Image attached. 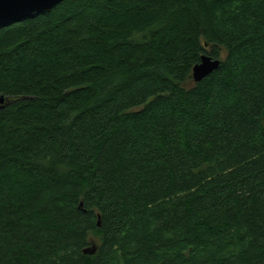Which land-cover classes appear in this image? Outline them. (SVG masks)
Here are the masks:
<instances>
[{
  "label": "trees",
  "instance_id": "16d2710c",
  "mask_svg": "<svg viewBox=\"0 0 264 264\" xmlns=\"http://www.w3.org/2000/svg\"><path fill=\"white\" fill-rule=\"evenodd\" d=\"M2 95L0 264H264V0H65Z\"/></svg>",
  "mask_w": 264,
  "mask_h": 264
},
{
  "label": "water",
  "instance_id": "95a60500",
  "mask_svg": "<svg viewBox=\"0 0 264 264\" xmlns=\"http://www.w3.org/2000/svg\"><path fill=\"white\" fill-rule=\"evenodd\" d=\"M65 0H0V27L18 22L37 13L50 12L55 6ZM221 60L213 58L209 54H203L200 62L194 65L192 78L200 82L218 69ZM4 95L0 96V102L4 101ZM83 205V202L80 203ZM98 225H101V217L98 216ZM98 250L96 244L83 249L84 254H94Z\"/></svg>",
  "mask_w": 264,
  "mask_h": 264
},
{
  "label": "rangeland",
  "instance_id": "374dc122",
  "mask_svg": "<svg viewBox=\"0 0 264 264\" xmlns=\"http://www.w3.org/2000/svg\"><path fill=\"white\" fill-rule=\"evenodd\" d=\"M98 243H99V242L97 241V239H93V240L90 242V245H92V244H96V245L98 246ZM90 245H89V246H90Z\"/></svg>",
  "mask_w": 264,
  "mask_h": 264
},
{
  "label": "flooded vegetation",
  "instance_id": "af4514ba",
  "mask_svg": "<svg viewBox=\"0 0 264 264\" xmlns=\"http://www.w3.org/2000/svg\"><path fill=\"white\" fill-rule=\"evenodd\" d=\"M1 103V102H0Z\"/></svg>",
  "mask_w": 264,
  "mask_h": 264
}]
</instances>
